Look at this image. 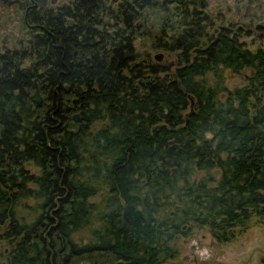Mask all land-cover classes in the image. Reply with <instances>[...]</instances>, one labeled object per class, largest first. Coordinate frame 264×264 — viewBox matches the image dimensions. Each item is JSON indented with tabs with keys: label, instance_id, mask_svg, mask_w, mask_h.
Instances as JSON below:
<instances>
[{
	"label": "trees",
	"instance_id": "16d2710c",
	"mask_svg": "<svg viewBox=\"0 0 264 264\" xmlns=\"http://www.w3.org/2000/svg\"><path fill=\"white\" fill-rule=\"evenodd\" d=\"M192 5L88 6L0 56V264H181L198 230H264V47Z\"/></svg>",
	"mask_w": 264,
	"mask_h": 264
},
{
	"label": "flooded vegetation",
	"instance_id": "af4514ba",
	"mask_svg": "<svg viewBox=\"0 0 264 264\" xmlns=\"http://www.w3.org/2000/svg\"><path fill=\"white\" fill-rule=\"evenodd\" d=\"M236 1L242 3V6L238 4L236 9L240 18L247 16L246 0ZM254 1L258 8L264 4L258 0ZM149 2L151 0H0V56H24L34 51L39 42L50 41L52 46L58 47L55 41L59 24H62L67 33L71 24L83 18V12L88 6L99 7L98 12L100 8H108L116 19L121 13L129 15L131 6ZM167 2L175 3L178 9L187 3H204L208 6L206 13L221 21L228 19L226 13L231 10L227 8L211 12L208 10L210 0H156V3ZM194 8L193 6L190 10L194 11Z\"/></svg>",
	"mask_w": 264,
	"mask_h": 264
},
{
	"label": "rangeland",
	"instance_id": "374dc122",
	"mask_svg": "<svg viewBox=\"0 0 264 264\" xmlns=\"http://www.w3.org/2000/svg\"><path fill=\"white\" fill-rule=\"evenodd\" d=\"M264 2V0H258ZM246 0V8H253L252 17L240 15L236 12L237 6H242L236 0H210L211 12H216L218 9L227 11V20H218V24L229 26L231 23L235 24L233 32L242 29L240 33V40L245 42L249 48L256 50L258 47H264V17L255 6L256 3L249 4ZM255 8V9H254ZM257 10V11H256ZM246 11V10H245ZM255 16V17H253ZM254 20L253 22H251ZM262 27V28H259ZM136 46L139 50L151 49L150 42L143 38H138ZM152 58L158 61L155 57L162 53L161 61L174 59L169 56L168 52L162 49H153ZM245 84V76L243 74L227 73L226 86L229 89H234ZM34 169V168H33ZM264 258V230L262 228H252L246 231L235 242L228 245H216V241L207 229L198 230L194 236L182 240L181 258L174 263L181 264H196L200 261L217 260L225 264H263Z\"/></svg>",
	"mask_w": 264,
	"mask_h": 264
},
{
	"label": "water",
	"instance_id": "95a60500",
	"mask_svg": "<svg viewBox=\"0 0 264 264\" xmlns=\"http://www.w3.org/2000/svg\"><path fill=\"white\" fill-rule=\"evenodd\" d=\"M162 58H163V54H162V53H159V54L156 55V59H157L158 61H161ZM191 99H192V104H194V99H193V97H191Z\"/></svg>",
	"mask_w": 264,
	"mask_h": 264
}]
</instances>
